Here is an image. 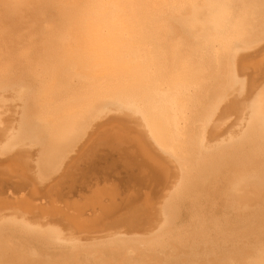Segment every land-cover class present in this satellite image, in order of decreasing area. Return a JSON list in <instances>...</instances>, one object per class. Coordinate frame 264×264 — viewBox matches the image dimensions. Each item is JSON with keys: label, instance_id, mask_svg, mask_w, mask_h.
<instances>
[{"label": "bare ground", "instance_id": "1", "mask_svg": "<svg viewBox=\"0 0 264 264\" xmlns=\"http://www.w3.org/2000/svg\"><path fill=\"white\" fill-rule=\"evenodd\" d=\"M0 264H264V0H46L0 45Z\"/></svg>", "mask_w": 264, "mask_h": 264}, {"label": "clouds", "instance_id": "2", "mask_svg": "<svg viewBox=\"0 0 264 264\" xmlns=\"http://www.w3.org/2000/svg\"><path fill=\"white\" fill-rule=\"evenodd\" d=\"M45 2L46 0H0V45L18 38L29 17L37 13Z\"/></svg>", "mask_w": 264, "mask_h": 264}]
</instances>
